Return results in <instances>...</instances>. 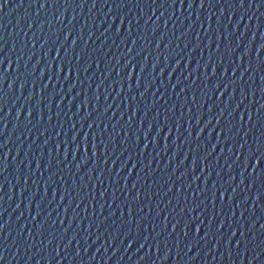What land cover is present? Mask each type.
<instances>
[{"label":"water","instance_id":"95a60500","mask_svg":"<svg viewBox=\"0 0 264 264\" xmlns=\"http://www.w3.org/2000/svg\"><path fill=\"white\" fill-rule=\"evenodd\" d=\"M0 64V264H264V0H0Z\"/></svg>","mask_w":264,"mask_h":264},{"label":"snow or ice","instance_id":"6c2138e0","mask_svg":"<svg viewBox=\"0 0 264 264\" xmlns=\"http://www.w3.org/2000/svg\"><path fill=\"white\" fill-rule=\"evenodd\" d=\"M180 3L182 4V3H183V0H180ZM201 7H203V0H201ZM241 7H243V4H241ZM0 67H2V64H0ZM75 70H76L77 72L79 71L78 68L75 69ZM73 71H74V67L70 64V65L68 66V68H67V75H68L69 78L72 76ZM133 71H134V70H133ZM59 72L61 73V75L64 74V72H65V67H64L63 64L60 65ZM31 115H32V113L30 112V113H29V117H31ZM87 139H88V138L85 137V140H87ZM261 159H264V156H262V157H260V159H257V160H256V166H257V168H259L260 160H261ZM254 171H255V170H254ZM262 175H264V173H262ZM257 199H259V197H257ZM221 227H223V226H221ZM173 231H175V229H173ZM199 231H200V229L197 228V229H196V232L199 233ZM185 234L187 235V233H185Z\"/></svg>","mask_w":264,"mask_h":264}]
</instances>
